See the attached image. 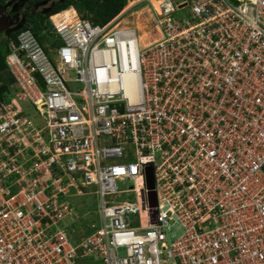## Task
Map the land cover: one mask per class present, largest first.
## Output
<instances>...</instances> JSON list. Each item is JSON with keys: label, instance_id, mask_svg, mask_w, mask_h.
Here are the masks:
<instances>
[{"label": "built area", "instance_id": "1", "mask_svg": "<svg viewBox=\"0 0 264 264\" xmlns=\"http://www.w3.org/2000/svg\"><path fill=\"white\" fill-rule=\"evenodd\" d=\"M143 1L139 44L122 21ZM154 1L50 15L48 49L30 27L10 41L44 123L0 100V264H264V0ZM90 187L100 223L75 241L61 221Z\"/></svg>", "mask_w": 264, "mask_h": 264}, {"label": "rangeland", "instance_id": "2", "mask_svg": "<svg viewBox=\"0 0 264 264\" xmlns=\"http://www.w3.org/2000/svg\"><path fill=\"white\" fill-rule=\"evenodd\" d=\"M58 0H36L33 1L30 4V7L27 8L26 11L29 13H33L35 11H41L44 12L50 8V6ZM12 1L6 3L3 6H0V36H5V32L7 29L11 26H13L14 22L16 20H19L20 18V12L15 13V12H10V4ZM132 2L129 4H126V6H129ZM157 3L155 4V6ZM126 6L123 8L125 9ZM150 7V3L148 1H143L140 2L139 4H136L134 7H132V10H129L125 15V19L122 21L123 24H130L136 26V14L137 11ZM72 8V7H68ZM74 9V8H73ZM122 9V10H123ZM75 10V9H74ZM28 14V13H27ZM65 16H68L67 13ZM138 38H139V44H141L142 38L141 36V31H137ZM152 36H150L151 38ZM148 38H144L142 40L143 42L146 41ZM73 75V72H70L69 76L71 77ZM68 88L70 90H77L81 88V84L78 82H67L66 83ZM9 96L14 97L17 99L18 104L20 108L27 112L34 120L35 123L37 124H43V120L40 118L38 114L35 113L33 106L24 100V98L17 92V88L11 84L9 85ZM9 97V98H10ZM9 100V99H8ZM139 180L136 182V185L133 181H118L117 180V186L119 190H124L120 195L118 196L117 200L121 201H129L134 204H140L139 200V188L141 187L139 185ZM129 186L137 187V189L134 190H129ZM85 192L88 194L83 195V196H78V197H73L70 198L71 201L74 202L75 205V215L74 216H66L62 221L61 225L64 226L70 235L72 240L78 241L80 237L85 236L91 232H93L95 227H97L100 223V217H99V198L98 195L95 194L94 188H83ZM175 231V234L178 235L181 232L180 228H177V225L174 224L172 227L171 232H166L165 238L162 242H160L159 246L162 247V245H167L169 242L174 238L172 233ZM165 253L163 252L161 254V258H165ZM87 264H96V261H93L92 258L86 260ZM169 262H163V264H168ZM98 264H100L98 262Z\"/></svg>", "mask_w": 264, "mask_h": 264}, {"label": "trees", "instance_id": "3", "mask_svg": "<svg viewBox=\"0 0 264 264\" xmlns=\"http://www.w3.org/2000/svg\"><path fill=\"white\" fill-rule=\"evenodd\" d=\"M7 0H0V6L6 4ZM127 0H58L54 2L50 8L44 12L35 11L26 14V23L22 27H30L38 41L48 49L49 45L59 43L55 39L51 31L49 16L63 10L62 16L73 15L75 9L82 17L89 19L92 23L103 24L126 5ZM72 6L73 8H68ZM65 9V10H64ZM18 31L12 32L10 35L0 36V100L9 99V85L13 84V77L10 75L6 56L9 53L10 41L15 42Z\"/></svg>", "mask_w": 264, "mask_h": 264}, {"label": "flooded vegetation", "instance_id": "4", "mask_svg": "<svg viewBox=\"0 0 264 264\" xmlns=\"http://www.w3.org/2000/svg\"><path fill=\"white\" fill-rule=\"evenodd\" d=\"M11 4H10V12H15V13H19L20 11V18L19 20L21 19L22 16H26V14L28 13L27 8L30 7V4L33 2V1H36V0H11ZM19 20H16V21H13L14 24L13 26L19 21ZM12 27V26H11ZM9 27V28H11ZM8 28V29H9ZM7 29V31H8ZM6 31V32H7Z\"/></svg>", "mask_w": 264, "mask_h": 264}, {"label": "bare ground", "instance_id": "5", "mask_svg": "<svg viewBox=\"0 0 264 264\" xmlns=\"http://www.w3.org/2000/svg\"><path fill=\"white\" fill-rule=\"evenodd\" d=\"M152 3L155 6L156 2L154 0H152ZM145 9L146 8H143L140 11L138 10L137 11V14H136V18H135V20H136V26L141 31V36L140 37L142 38V40H144V38L150 39V37L148 36V33L146 32V28H147L146 22H147V19L144 16V12H146Z\"/></svg>", "mask_w": 264, "mask_h": 264}, {"label": "water", "instance_id": "6", "mask_svg": "<svg viewBox=\"0 0 264 264\" xmlns=\"http://www.w3.org/2000/svg\"><path fill=\"white\" fill-rule=\"evenodd\" d=\"M26 23V16H22L21 19L11 28L8 29L7 35H10L12 32L18 31L21 29Z\"/></svg>", "mask_w": 264, "mask_h": 264}, {"label": "clouds", "instance_id": "7", "mask_svg": "<svg viewBox=\"0 0 264 264\" xmlns=\"http://www.w3.org/2000/svg\"><path fill=\"white\" fill-rule=\"evenodd\" d=\"M10 2V0H7L6 3ZM127 4V3H126ZM126 6V5H125ZM72 7V6H70ZM73 8V7H72ZM65 10V9H64ZM60 12V11H59ZM55 14V13H54ZM53 15V14H52ZM22 29V28H21ZM20 30V29H19Z\"/></svg>", "mask_w": 264, "mask_h": 264}, {"label": "crops", "instance_id": "8", "mask_svg": "<svg viewBox=\"0 0 264 264\" xmlns=\"http://www.w3.org/2000/svg\"><path fill=\"white\" fill-rule=\"evenodd\" d=\"M11 1V0H10ZM7 32H5V34H6ZM149 36V35H148ZM151 36H153L152 34H151ZM150 37V36H149Z\"/></svg>", "mask_w": 264, "mask_h": 264}]
</instances>
